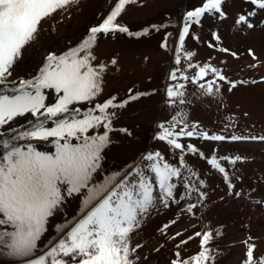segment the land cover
Instances as JSON below:
<instances>
[{
    "label": "snow or ice",
    "instance_id": "1",
    "mask_svg": "<svg viewBox=\"0 0 264 264\" xmlns=\"http://www.w3.org/2000/svg\"><path fill=\"white\" fill-rule=\"evenodd\" d=\"M137 2L117 0L98 24L88 28L77 45L60 54L48 52L43 64L30 78L9 79L13 77L14 66L22 57L23 49L39 35L42 23L54 14L63 15L78 0H0V129L17 118L32 117L20 128L0 132V255L26 260V264H136L139 245L130 246V239L154 210L168 209L176 204L183 212L195 215L194 210L206 197L202 191L204 180L186 163L188 154H198L211 169L222 174L230 191L234 187L221 161L235 165L243 160L242 157H218L215 149L212 154L205 155L196 145L182 141H264V136L210 134L196 122L189 124L184 114L178 112L167 126L159 125L161 131L157 137L178 153L175 161L170 162L159 151L148 152L138 163L104 173V151L112 143L110 133L116 110L124 109L148 93H134L129 89L127 98L112 95L103 102H95L104 90L107 65L94 63L93 49L101 36L149 34L147 29L133 33L118 22L126 6ZM246 2L253 6L252 10L240 14L235 23L252 29L255 25L251 18L264 10V0ZM223 4L224 0H202L200 6L183 14L174 49L178 67L170 72L169 79L173 83L165 89L170 105L177 100L185 103L184 90L188 84L209 96L219 94L221 84H227L228 91L237 87L236 81L229 80L210 63H191L195 53L184 49L190 30L200 25L206 16L226 18ZM153 27L160 31L167 24ZM170 36L172 33H165L162 48H168ZM212 37L217 42L221 40L218 33H213ZM208 47L216 45L209 43ZM218 50L230 51L223 47ZM231 55L236 56V53ZM249 55L256 59L251 50ZM182 56L189 61L184 68L179 67ZM111 63L116 64V60ZM189 69H196L193 76L186 74ZM81 105L90 106L82 108ZM120 131L127 133L128 130ZM41 143L51 144L54 150H39ZM101 173L104 175L98 179ZM193 194L196 202H191ZM76 196L81 197L78 218L57 225V232L62 234L60 238L47 252L27 259L36 253L50 219L69 198ZM185 200L189 202L181 204ZM175 223V220L165 223L159 231L167 234ZM181 235L183 231L177 230L171 238ZM196 238H199L200 250L185 258L182 247ZM213 239V231L208 230L196 231L180 240L171 264H209L213 259L209 247ZM245 243L243 264H264V257L254 258L256 245Z\"/></svg>",
    "mask_w": 264,
    "mask_h": 264
},
{
    "label": "rangeland",
    "instance_id": "2",
    "mask_svg": "<svg viewBox=\"0 0 264 264\" xmlns=\"http://www.w3.org/2000/svg\"><path fill=\"white\" fill-rule=\"evenodd\" d=\"M116 2L78 0L63 15L57 13L45 20L37 38L23 49L22 57L14 66L13 77L9 79L30 78L43 64L48 52L60 54L77 45L85 37L88 28L98 24ZM201 3L202 0H138L136 4L126 6L118 22L133 33L147 29L148 35L129 37L125 33H116L98 39L93 49L96 56L94 63L102 62L107 68L104 90L95 102H103L112 95L127 98L129 89L134 93H148L124 109L116 110L113 131L110 133L112 143L104 151V173L119 171L138 163L140 157L148 152L159 151L170 162L175 161L178 153L157 137L161 131L159 125L164 123L167 126L178 112L184 114L189 124L196 122L210 134L264 136V10H259L251 18L254 28L236 25L238 16L247 14L253 8L246 0H224L222 9L226 18L206 16L200 25L193 26L184 44L186 51L195 53L191 63H210L229 80L236 81L237 87L228 91L229 86L221 84L220 93L209 96L195 85L188 84L184 90V104L178 100L171 105L168 102L165 89L173 83L169 79L170 72L178 67L174 49L181 18L186 11ZM161 23L167 24V27L156 31L153 26ZM166 32L172 33L167 49L161 47ZM213 33L220 35L219 42L213 40ZM209 43L216 47L209 48ZM221 47L230 51L221 52L218 50ZM249 50L256 59L249 55ZM232 52L236 56L231 55ZM113 59L116 64L111 63ZM188 63L182 56L179 67L184 68ZM195 71L189 69L186 74L193 76ZM241 81L244 83H239ZM89 106L81 105L82 108ZM29 119H32L30 115L17 118L0 129V132L8 133L12 128H20ZM120 129L128 131L124 133ZM182 142L196 145L205 155L212 154L215 149L218 157H242L243 160L235 165L221 161L234 187L230 191L222 174L211 169L198 154H188L186 163L199 179L204 180L202 191L206 197L194 210L195 215L183 212L176 204L168 209L161 207L158 211L154 210L131 236L130 246L139 245L135 254L139 257L136 264H171L177 251L175 246L180 240L196 231L208 230L214 234L209 245L213 256L209 264H243L247 250L245 241L256 245L255 259L264 257V141L213 142L190 139ZM39 150L54 149L51 144L41 143ZM104 173L97 178H102ZM196 201L197 197L193 194L191 202ZM188 202L181 201V204ZM80 208L81 197L69 198L50 219L48 230L38 242L34 256L27 259L47 252L62 235L57 232L56 226L78 218ZM173 220L176 223L167 230V234H162L159 229ZM177 230H182L183 235L172 239ZM199 250V238L181 249L185 258ZM0 258L11 261H2L0 264H26V260H17L7 255H0Z\"/></svg>",
    "mask_w": 264,
    "mask_h": 264
},
{
    "label": "trees",
    "instance_id": "3",
    "mask_svg": "<svg viewBox=\"0 0 264 264\" xmlns=\"http://www.w3.org/2000/svg\"><path fill=\"white\" fill-rule=\"evenodd\" d=\"M3 261V262H2ZM13 261V260H12ZM0 262H2V263H10L11 261H7V259H5V258H0ZM20 264H25V263H20Z\"/></svg>",
    "mask_w": 264,
    "mask_h": 264
}]
</instances>
